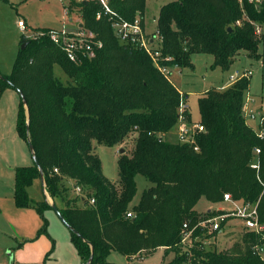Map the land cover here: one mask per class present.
<instances>
[{
	"label": "trees",
	"instance_id": "1",
	"mask_svg": "<svg viewBox=\"0 0 264 264\" xmlns=\"http://www.w3.org/2000/svg\"><path fill=\"white\" fill-rule=\"evenodd\" d=\"M109 3L129 21L143 18L146 9V0ZM73 4L84 26L102 40V47L94 56L73 62L47 35L22 37L26 45L19 49L12 71L2 74L0 89L23 92L29 118L21 99L17 131L26 141L31 138L52 201L93 244L91 264H111L108 256L113 251L143 258L158 248L174 253L161 264H264L257 251L264 247V122L263 135H259L243 115L250 77L204 91L198 98V123L204 130L195 133L194 144L170 141L167 136L181 114L192 122L186 106L181 112L184 95L148 53L122 43L105 16L96 18L100 3ZM257 25L264 29V0L168 2L160 7L156 27L163 39L161 56L169 57L160 62L193 68L194 53H210L213 66L228 70L241 52L260 57L264 33H256ZM56 65L65 73L66 82L55 74ZM131 134H136L132 148L119 154V178L110 180L103 173L94 142L122 145ZM256 147L260 149L257 154ZM255 161L258 169L251 166ZM139 174L151 184L133 204ZM65 180L80 186L85 197L70 196L72 186L65 185ZM14 181V204L34 207L43 220L39 234H49L45 210L52 207L45 196L34 201L28 191L40 181L35 162L17 166ZM225 193L236 201L257 203L262 228L243 230L230 249L218 252L205 246L197 227L194 245L185 248L183 224L194 227L216 212H198L199 200L220 203ZM70 239L84 264L90 245L72 231Z\"/></svg>",
	"mask_w": 264,
	"mask_h": 264
},
{
	"label": "rangeland",
	"instance_id": "2",
	"mask_svg": "<svg viewBox=\"0 0 264 264\" xmlns=\"http://www.w3.org/2000/svg\"><path fill=\"white\" fill-rule=\"evenodd\" d=\"M74 1L77 0H0V73L7 75L12 71L21 48L22 37L28 39L40 31L61 28L64 24L68 30L74 31L76 29L74 26L64 22L67 20L71 23L69 16H64V5L68 3L69 6L71 4L73 6ZM171 1L174 0H146L143 18L147 33L156 31L160 7ZM75 12L70 16L72 20L80 16V11ZM20 20L25 23L24 28L19 26ZM263 33L264 29L259 35L262 36ZM260 53V57L255 58L241 52L228 70L213 66L214 56L210 53H194L191 56L193 68H173L171 79L185 96L181 110L186 106L192 122H198L200 119L198 98L212 86L220 88L230 86L233 81L230 82L229 77L235 70L252 72L247 93L253 98L251 102L253 106L264 107V40L260 46ZM54 72L66 82L67 77L58 65L54 67ZM20 100V94L14 88L8 87L6 92L5 89H0V264H80L76 248L68 236L63 237L60 229H52L48 225L49 234H39L43 220L37 210L34 207L16 209L11 204L16 167L33 163L28 142L20 136L16 127ZM256 123L249 122V125L255 128L258 127ZM176 134L177 125L167 139L178 142ZM135 135L131 134L122 145L107 146L94 142L95 151L102 162L103 173L110 180H118L120 150L125 149L128 152L133 146ZM135 181L137 190L133 204L139 201L142 191L151 184L140 174L136 176ZM69 183L70 181L65 180V185ZM69 185L76 194L74 186L71 183ZM28 191L33 200H41L43 197L40 185H33ZM73 192H70V196L74 195ZM48 200L51 201L49 194ZM206 203L208 202L205 199H200L196 205L197 211L204 213L208 206ZM79 205L82 206V203ZM212 210L216 211L213 216L220 213L217 208ZM45 217L47 218L46 214ZM57 221L64 231L70 234L62 221L60 219ZM233 222L235 230L229 234L228 230L232 228L226 226V231L222 234H212L214 244H208V248L216 249L218 252L225 251L239 240L244 230V222L239 218ZM11 252L13 254L10 255ZM261 256L264 258V247ZM173 257L172 251L167 253L164 248H158L144 256L142 260H140L142 257L127 258L120 252L113 251L109 254L108 261L111 264H161Z\"/></svg>",
	"mask_w": 264,
	"mask_h": 264
},
{
	"label": "built area",
	"instance_id": "3",
	"mask_svg": "<svg viewBox=\"0 0 264 264\" xmlns=\"http://www.w3.org/2000/svg\"><path fill=\"white\" fill-rule=\"evenodd\" d=\"M63 1V0H61ZM77 1H96L101 4V10L97 12L96 18L101 19L103 16L107 18L113 28L116 36L119 40L129 46L144 50L150 55L153 63L158 68V70L164 74L169 79L171 78V72L173 68H178L176 65L168 66L162 64L160 61L168 60L169 57H162L160 46L162 43V36L159 35L158 30L153 33H147L143 26V18L141 16H136L133 21L123 19L116 11H114L109 3V0H77ZM254 1V0H249ZM75 11H80L77 7L71 8V6L66 3L64 5V16L71 20H65L64 22L74 26L76 29L70 31L66 28L64 24L61 28H52L47 31H40L39 35H47L58 47H60L66 54L70 61L77 62L82 56L92 57L98 49L103 45L101 39H99L95 32L87 29L83 24V19L81 13L74 20L70 17ZM19 26L24 28L25 23L19 21ZM256 33H261L262 27L256 26ZM252 72L249 71H239L235 70L229 77V81H237L242 77H250ZM252 96L247 93L243 102L242 111L244 118L247 123L257 122L258 127H253L254 130L259 135H263V122H264V107L260 105L258 107L253 106ZM182 112V110H181ZM179 123L177 124V134L178 142L194 144V136L196 132L204 130L203 126L198 122H186L184 116L181 114L179 116ZM194 149H198L197 146ZM255 153H259L260 149L256 147L254 149ZM251 166L255 169L259 168L258 161L253 162ZM74 191L76 195L85 197L80 186H74ZM94 199H89V203L94 204ZM223 202H229L232 204L230 208H218L220 213L211 216L207 219L200 220L194 227H189L188 223L183 224L181 243L185 248L190 249L194 245V230L198 227L201 230V235L204 239V244L208 248V244H214L212 238L219 232H222L224 225L234 218H239L243 220L244 230H254L258 231L262 228L258 219L257 203L250 202H240L232 198L230 193H225L223 197ZM130 215V214H128ZM213 234V235H212ZM199 238V237H197ZM263 247L257 248V251L261 253Z\"/></svg>",
	"mask_w": 264,
	"mask_h": 264
},
{
	"label": "water",
	"instance_id": "4",
	"mask_svg": "<svg viewBox=\"0 0 264 264\" xmlns=\"http://www.w3.org/2000/svg\"><path fill=\"white\" fill-rule=\"evenodd\" d=\"M231 29V28H229ZM26 43H22L21 44V49H23L25 47ZM0 78L1 79H5V77L0 74ZM19 94H20V97L25 105V108H26V114H27V118H29V107H28V104H27V101L25 99V96L23 94L22 91H18ZM27 130H29V123L27 121ZM27 141H28V145H29V149L31 151V155H32V158H33V161L35 162V164L37 165L39 171H40V181H41V185L43 187V191H44V196H45V199L46 201L51 205L52 209L54 210V212L56 213V215L58 216V218L62 221V223L72 232H74L75 234L79 235L84 241H86L89 245H90V248H91V253L88 257V259L84 262V264H91L92 263V260H93V254H94V247H93V244L91 242H89L79 231H77L72 225H70L66 219L64 218L63 214L61 213L60 209L58 208V206L54 203V201H49L48 200V194L46 192V189H45V182H44V176H43V171H42V168L39 164V161L37 159V156H36V153H35V150H34V146H33V143L31 142V138L28 137L27 138ZM124 152V149H121L120 150V153Z\"/></svg>",
	"mask_w": 264,
	"mask_h": 264
},
{
	"label": "crops",
	"instance_id": "5",
	"mask_svg": "<svg viewBox=\"0 0 264 264\" xmlns=\"http://www.w3.org/2000/svg\"><path fill=\"white\" fill-rule=\"evenodd\" d=\"M143 26H144V28H145V30H146V22H145V20H144V18H143ZM7 88L8 87H6L5 88V92H6V90H7ZM12 88V87H11ZM18 109H19V106H18ZM171 134V132L168 134V135H170ZM31 165V164H30ZM21 166H28V165H21ZM14 176H15V174H14ZM15 182V181H14ZM38 183V184H37ZM70 183L72 184V182L70 181ZM33 185H40L41 186V189H42V199L41 200H43L44 199V191H43V187H42V185H41V181H35L34 183H33ZM32 185V186H33ZM31 186V187H32ZM30 188V187H29ZM74 193V192H73ZM13 196H12V201H11V204H13L12 206H14L16 209H18V207H16L15 206V204H14V185H13V194H12ZM41 200H34V201H41ZM78 204H81V202L79 201L78 202ZM206 205H208L207 206V208L205 209V211H212V209H215V208H223V209H226V208H230L231 206H232V204L231 203H229V202H220V203H206ZM215 205H218V206H215ZM26 208H33V207H26ZM22 209V208H21ZM195 209H196V207H195ZM23 210V209H22ZM197 210V209H196ZM45 214H46V216H47V218H48V221H49V227L51 226V228L53 229V228H57V229H60V231H61V233L63 234V237H65V236H68V238H70V234H67L66 233V231H64V229H63V227H61V225H60V223L57 221V220H59V218L57 217V215L55 214V212H54V210L53 209H47V210H45ZM58 218V219H57ZM234 219H236V218H234ZM234 219H230L225 225H224V227H223V229H222V232H219L218 233V235L219 234H222L224 231H226L225 229H226V226H229V227H231L232 228V230H228V232H229V234L231 233V232H233L234 230H235V226H234V223L235 222H233V220ZM233 222V223H232ZM228 232H225V233H228ZM70 242H71V239H70ZM73 244V243H72ZM75 247V246H74ZM78 253V252H77ZM10 255L11 254H13V252H11V253H9ZM79 255V254H78ZM13 256V255H12ZM14 258V257H13ZM143 258H141L140 260H142ZM80 264H83V259H81V257H80Z\"/></svg>",
	"mask_w": 264,
	"mask_h": 264
}]
</instances>
